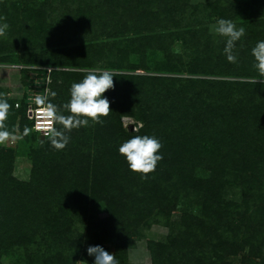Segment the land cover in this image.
<instances>
[{
	"label": "trees",
	"instance_id": "1",
	"mask_svg": "<svg viewBox=\"0 0 264 264\" xmlns=\"http://www.w3.org/2000/svg\"><path fill=\"white\" fill-rule=\"evenodd\" d=\"M9 1L0 18L13 14L12 21L17 4ZM21 2L25 25L14 35L21 31L26 38L0 41V61L82 69L100 55L101 70L118 72H113L114 88L104 93L112 111L101 117L103 124L90 120L72 130L63 150L47 139L38 141L33 131L19 142L32 164L26 183L9 175L14 150L0 148V264L8 258L14 259L11 264H94L87 248L102 247L103 241L110 242L119 264H131L128 251L151 225L169 229L170 235L146 242L150 264H264V80L251 55L264 41V0H102L100 7L109 10L88 17L76 7L64 25L53 22L45 3ZM132 5L136 23L159 19L173 24L172 34L194 53L192 61L176 67L160 60L152 71L141 64L128 72L118 47L130 48L124 39L118 40L113 62L106 44H98L97 54L89 49L91 56L82 51L89 32L99 39L114 31L121 19L117 11ZM206 15L245 29L235 44L236 63L224 54L225 38L216 35L211 42L206 27L198 35ZM69 33L80 56L55 58L72 50L66 47ZM36 38L44 41V50ZM49 72L50 91L56 93L49 102L63 111L71 85L87 72ZM7 103L5 125L13 132L17 114ZM25 109L23 99L21 135L25 126L32 127ZM124 115L141 126L125 130ZM136 135L154 136L162 144L158 154L163 159L146 179L132 172L119 153L121 144ZM188 192L198 198L196 214L184 208Z\"/></svg>",
	"mask_w": 264,
	"mask_h": 264
},
{
	"label": "rangeland",
	"instance_id": "2",
	"mask_svg": "<svg viewBox=\"0 0 264 264\" xmlns=\"http://www.w3.org/2000/svg\"><path fill=\"white\" fill-rule=\"evenodd\" d=\"M194 3H205L211 2V0H191ZM246 0H243V2ZM0 14L3 12L4 9L10 7L9 0H0ZM37 4L45 3V9L47 15L51 16L53 22L56 24H70L68 21L70 13L76 8L80 7L81 9L85 10V13L88 17L95 16V13L98 9L102 11H107L109 8L100 7L102 4V0H35ZM15 5L17 8L16 17L11 21L10 19L13 17V14H10L6 19L0 21V24L7 23L9 25V29L6 32L4 37H0V41H15V42H22L24 38V33L18 31V35H14V32L20 29L22 26L25 25L23 20L26 17V13H24L25 5L21 2V0H15ZM44 5V4H43ZM125 6H123L124 8ZM153 9H157L158 5H153ZM86 8L87 11H86ZM126 9V7H125ZM120 9L117 13L121 14V19L119 23H117L118 27L114 31H108L99 39H93L91 33H88V37L84 41L87 45L85 49L82 51L85 54L92 50V54H97L100 45L98 44H106L108 51L113 54L110 57L112 62L115 60L117 52L115 49L118 46V40L124 39L129 42L130 48L125 50L126 48L123 47L121 49L123 53V58L127 61L126 63V70H130L131 72L134 69H137L139 65L145 64L146 68H149V71H152L155 67V63H158L160 60L169 63L171 66L179 67L180 63L185 61H192L194 58V53H191V50H185V44L182 43L181 38L177 35L172 34L174 32V26L170 23H163V20H156V21H143L136 23L135 21L139 19L138 15L133 11V5L126 9ZM54 12V13H52ZM123 14V15H122ZM150 14V13H149ZM148 20V17H147ZM96 21V20H95ZM106 24V23H103ZM216 17H211L210 15H206V17L201 20L200 25L198 26L200 31H198V35L203 34V28L206 27L208 30L205 36L210 37V41L213 42L215 39L214 37L217 35L214 33L211 28L213 25H216ZM182 25V24H181ZM173 26V27H171ZM181 28V26H179ZM184 30H188L190 25H182ZM124 33V35L122 34ZM111 34V36H108ZM35 39V35L30 37V42ZM66 40V47L72 49V35L69 33L65 36ZM37 47L42 51L45 49L44 41L41 39L36 38ZM9 43V42H7ZM200 43V42H199ZM198 45V43L196 44ZM88 49V50H87ZM87 50V51H86ZM13 52V51H11ZM16 52V51H15ZM13 52V53H15ZM58 55L55 58H65L67 56H80L74 48L63 54V53H56ZM84 54V55H85ZM110 54V55H111ZM91 56L89 54H86ZM15 57V56H14ZM13 57V58H14ZM101 56H92L91 64L86 67H81L82 69H72L66 67H57V66H44V65H27L22 64L19 62H2L0 61V99L6 100L7 102H11L13 104V112L17 114L16 121L14 122L13 127V134L21 135V132L18 129L19 121L21 118V113L19 112V107L23 99L25 102L28 103L29 99H32L36 95H43L46 93L48 97V102L51 96L50 91V84H51V76L48 69L52 70H61L67 71L70 70H77L81 72H87V70L92 69H100L99 60ZM109 60V62H111ZM106 62L104 67L107 69H112L111 64ZM97 63V64H96ZM26 71L29 72V76L26 75ZM103 71V70H102ZM112 71V70H111ZM112 72H118L113 70ZM133 73H142V72H133ZM184 76V75H183ZM27 79V81H26ZM264 80V77H263ZM27 83V84H26ZM16 104L19 107L15 106ZM26 117V115H25ZM120 123L125 130L135 131L141 125L139 122L135 121L133 118L128 116H121ZM38 141H44V137L40 134H36ZM17 140L15 142H6L3 145H0L1 149H13V160L12 164L9 167L10 177L14 179L26 183L29 180L30 172L32 169V164L28 156H25V151L22 149V145H19L21 141ZM21 150V151H20ZM15 155V156H14ZM69 194V193H68ZM185 206L184 208L188 213L196 214L198 212V207H195L196 203L198 202L197 196L192 193L188 192L185 197ZM182 210V208L180 207ZM173 219H177L178 212L174 213ZM86 222H83V227H86ZM170 235L169 229L163 228L157 225H151L148 228L143 229L142 231V240L136 242L133 249L128 251V260L131 264H150V254L147 249L146 242L148 240L152 241H162L164 238H168ZM102 248L109 252L110 254L113 251L112 245L108 241L102 242ZM8 260V261H7ZM4 261L5 264L12 263L14 259L8 258ZM22 264V263H20ZM75 264H84L81 261L77 260Z\"/></svg>",
	"mask_w": 264,
	"mask_h": 264
},
{
	"label": "clouds",
	"instance_id": "3",
	"mask_svg": "<svg viewBox=\"0 0 264 264\" xmlns=\"http://www.w3.org/2000/svg\"><path fill=\"white\" fill-rule=\"evenodd\" d=\"M6 19V18H0ZM9 25L0 24V37L6 35ZM211 30L225 38L224 54L228 62L236 63L237 56L234 48L237 41L245 35L243 27L237 28L231 20L220 19ZM254 57V68L260 77H264V41L258 42L251 50ZM115 73L109 70H87V75L80 82H74L70 88V100L63 105V111L51 102L46 95H36L34 103L37 124L35 130L42 133L44 139L50 141L56 150H63L70 141V133L74 129L88 126L91 120L94 124H103L101 117H107L112 111L110 102L104 93L114 88ZM256 83L257 80H253ZM54 97L55 92L51 93ZM19 107V105H17ZM11 105L0 99V145L6 142H15L28 136L33 129L25 126L22 135H15L6 129L5 121L8 118ZM68 114L65 115L64 112ZM62 126L60 129L56 125ZM161 142L154 136L136 135L128 139L119 147V153L126 158L129 169L141 174L146 179L149 173L156 170L157 164L163 159L159 155ZM89 256H94V264H119L114 254H110L101 246H88Z\"/></svg>",
	"mask_w": 264,
	"mask_h": 264
},
{
	"label": "built area",
	"instance_id": "4",
	"mask_svg": "<svg viewBox=\"0 0 264 264\" xmlns=\"http://www.w3.org/2000/svg\"><path fill=\"white\" fill-rule=\"evenodd\" d=\"M48 71H50V69H48ZM43 95H46V93H43ZM18 104H16L15 106H17ZM36 105L34 103V97L32 99H29L28 103H26V109H25V115L26 118L31 122L32 124V129L33 132L36 134H40L42 135L41 132H38L35 130L36 128V124H37V119H36V114H35V109H36Z\"/></svg>",
	"mask_w": 264,
	"mask_h": 264
}]
</instances>
